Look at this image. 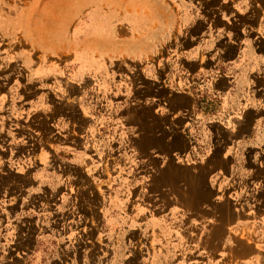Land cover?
Wrapping results in <instances>:
<instances>
[{"label": "rangeland", "instance_id": "1", "mask_svg": "<svg viewBox=\"0 0 264 264\" xmlns=\"http://www.w3.org/2000/svg\"><path fill=\"white\" fill-rule=\"evenodd\" d=\"M137 1L0 0V264H264V152L229 138L225 121L216 148L200 116L222 97L175 58L167 83L188 96L159 114L134 95L149 72L142 48L216 41L190 15L150 31ZM116 46L128 48L117 59L99 51ZM110 77L125 94L97 110Z\"/></svg>", "mask_w": 264, "mask_h": 264}, {"label": "crops", "instance_id": "2", "mask_svg": "<svg viewBox=\"0 0 264 264\" xmlns=\"http://www.w3.org/2000/svg\"><path fill=\"white\" fill-rule=\"evenodd\" d=\"M143 1L146 2L138 0L134 4L133 17L135 20H147L150 23V31L169 32L178 26L175 27L174 22H179L184 15H190L204 24L202 30L206 29L208 36L214 38L216 46L214 48H180L177 51L175 48L167 47L142 48L146 49L149 55L139 67L149 72L142 70L144 74L134 85V95L139 97L142 95L143 101L153 105L154 110L158 107L159 114L164 112L162 108L164 103L170 104L172 96L180 98L188 96L187 92L171 91L167 83V79L172 80L173 75L168 72L167 64L171 59H178L180 64L190 69L195 68V75L200 76V80L204 78V90L209 95L220 96L224 101V106L216 110V113H205L200 116L202 125L206 129L212 128L216 131V138H214L216 148L221 142L217 139L218 128L221 122L225 121V125L228 122L231 123V126L227 125L232 132L229 138H239L240 142L243 141L248 146L247 151L262 154L264 152V40L261 38H264V2L262 0H214L211 8L204 4L200 7L197 0H194V8L188 6L185 14L181 0ZM211 21L212 24H210ZM258 33H260L259 37H257ZM244 37L256 38V43H247L246 48H242L239 42ZM258 41L261 42V48L257 47ZM127 49L116 46V48H99V51L117 59L123 56ZM142 49L134 50L141 52ZM205 54L207 58H203ZM156 74H162L164 77L157 80ZM106 81L105 85L101 83L96 93L99 100L97 110L100 108L101 111L110 96L115 98L118 92L125 94L119 77L116 79L110 77ZM187 82L188 79L185 80V85ZM244 100L247 101L245 106H243ZM120 131L121 129L117 130L118 141L122 139L127 142L126 137H119ZM138 132L139 134L133 138L136 143H144L146 138L150 137ZM146 134H151V131H147ZM249 136L253 137L249 140ZM70 139L73 140V138ZM40 147L39 150H41ZM170 149L174 150L172 147Z\"/></svg>", "mask_w": 264, "mask_h": 264}]
</instances>
